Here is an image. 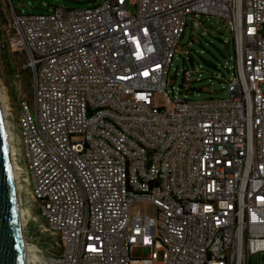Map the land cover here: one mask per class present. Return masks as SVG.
<instances>
[{
    "label": "built area",
    "instance_id": "obj_1",
    "mask_svg": "<svg viewBox=\"0 0 264 264\" xmlns=\"http://www.w3.org/2000/svg\"><path fill=\"white\" fill-rule=\"evenodd\" d=\"M6 3L30 88L3 109L21 228L30 205L44 221L27 264H264V0ZM189 14L230 33L225 99L164 89Z\"/></svg>",
    "mask_w": 264,
    "mask_h": 264
},
{
    "label": "rangeland",
    "instance_id": "obj_2",
    "mask_svg": "<svg viewBox=\"0 0 264 264\" xmlns=\"http://www.w3.org/2000/svg\"><path fill=\"white\" fill-rule=\"evenodd\" d=\"M12 6L25 13H37L50 10L54 5L64 7H83L85 0H10ZM126 9L133 11L132 5L126 3ZM7 16L6 0H0V26L4 16ZM2 17V18H1ZM0 30V35H1ZM219 37L220 39H218ZM230 33L226 25L216 16H198L193 18L187 15L183 32L177 41L170 64L167 70L164 89L172 97L185 96L186 99L203 101L211 98H227V85L232 81V59L226 57L230 51ZM225 41V43H224ZM225 53V56H223ZM232 54L231 52H229ZM22 61L20 53L5 48L0 37V102L3 110L5 104L14 106L17 96L30 99V88L24 71L18 72L21 76L15 78V70ZM207 62L212 65H207ZM11 67L12 72L7 69ZM183 71L188 73L190 80H183ZM186 87H189L188 89ZM158 102L160 99L158 98ZM16 112V110H15ZM12 124H15L14 121ZM16 133V128H13ZM30 215L34 220L29 221L25 229L21 228L22 237L29 234L37 224L44 223L38 210L29 206ZM135 212L154 216L155 207L149 203L135 201L128 207L129 215Z\"/></svg>",
    "mask_w": 264,
    "mask_h": 264
},
{
    "label": "water",
    "instance_id": "obj_3",
    "mask_svg": "<svg viewBox=\"0 0 264 264\" xmlns=\"http://www.w3.org/2000/svg\"><path fill=\"white\" fill-rule=\"evenodd\" d=\"M0 102V264H24L18 202Z\"/></svg>",
    "mask_w": 264,
    "mask_h": 264
},
{
    "label": "bare ground",
    "instance_id": "obj_4",
    "mask_svg": "<svg viewBox=\"0 0 264 264\" xmlns=\"http://www.w3.org/2000/svg\"><path fill=\"white\" fill-rule=\"evenodd\" d=\"M2 113H3V119H4V111L2 110ZM3 122H4V127H5V131H6V137H7V142H8V145H9V140H10V133L8 132V130H7V124H6V122H5V120H3ZM14 168L12 167V174H13V176H14ZM14 184H16L15 186V191H16V195H17V189H18V185H17V183L15 182ZM18 213H19V216H18V219H20V222H19V224H20V226L22 225V223H21V213L19 212V210H18ZM17 213V214H18ZM20 217V218H19ZM22 242H23V248H24V253H25V255H24V264H27V261H28V258H26V256L28 255V249H27V247L25 246V244H24V240H23V237H22Z\"/></svg>",
    "mask_w": 264,
    "mask_h": 264
},
{
    "label": "trees",
    "instance_id": "obj_5",
    "mask_svg": "<svg viewBox=\"0 0 264 264\" xmlns=\"http://www.w3.org/2000/svg\"><path fill=\"white\" fill-rule=\"evenodd\" d=\"M96 1H98V0H85V3H86V5L87 4H94ZM18 11V10H17ZM44 11H47V9H45ZM39 12H43V11H39ZM218 39H220L219 37H217ZM230 42H231V40H230ZM224 43H225V41H224ZM229 52H231L232 53V42H231V48H230V51H227V54H226V57H228V58H230L231 57V55L232 54H230ZM223 56H225V53H224V55ZM207 65H212V64H210V63H208L207 62ZM213 66V65H212ZM27 79V76H26V74H24V79ZM189 88V87H188Z\"/></svg>",
    "mask_w": 264,
    "mask_h": 264
},
{
    "label": "crops",
    "instance_id": "obj_6",
    "mask_svg": "<svg viewBox=\"0 0 264 264\" xmlns=\"http://www.w3.org/2000/svg\"><path fill=\"white\" fill-rule=\"evenodd\" d=\"M2 18V17H1ZM7 71H9V73H11L12 72V69H11V67L9 68V69H7Z\"/></svg>",
    "mask_w": 264,
    "mask_h": 264
}]
</instances>
